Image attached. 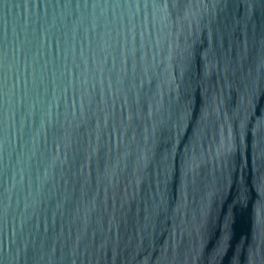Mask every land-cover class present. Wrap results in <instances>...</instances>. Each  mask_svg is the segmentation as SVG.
<instances>
[{"label":"water","instance_id":"1","mask_svg":"<svg viewBox=\"0 0 264 264\" xmlns=\"http://www.w3.org/2000/svg\"><path fill=\"white\" fill-rule=\"evenodd\" d=\"M0 264H264V0H0Z\"/></svg>","mask_w":264,"mask_h":264}]
</instances>
